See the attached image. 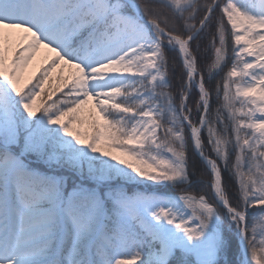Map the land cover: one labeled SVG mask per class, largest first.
Returning <instances> with one entry per match:
<instances>
[{
    "label": "snow or ice",
    "instance_id": "obj_1",
    "mask_svg": "<svg viewBox=\"0 0 264 264\" xmlns=\"http://www.w3.org/2000/svg\"><path fill=\"white\" fill-rule=\"evenodd\" d=\"M0 264H264V0H0Z\"/></svg>",
    "mask_w": 264,
    "mask_h": 264
},
{
    "label": "rangeland",
    "instance_id": "obj_2",
    "mask_svg": "<svg viewBox=\"0 0 264 264\" xmlns=\"http://www.w3.org/2000/svg\"><path fill=\"white\" fill-rule=\"evenodd\" d=\"M45 55V52L44 51H42L41 53H40V55L38 56V58H37V62H39L41 59H42V57ZM34 70V67H30L29 69H28V72L26 73L27 75H30L31 74V72ZM59 71V70H58ZM65 75H68V70L66 69L65 70Z\"/></svg>",
    "mask_w": 264,
    "mask_h": 264
},
{
    "label": "trees",
    "instance_id": "obj_3",
    "mask_svg": "<svg viewBox=\"0 0 264 264\" xmlns=\"http://www.w3.org/2000/svg\"><path fill=\"white\" fill-rule=\"evenodd\" d=\"M26 76H27V74H26ZM217 79H219V78H217ZM195 98H196V97L193 96V97H192V100H195ZM192 100H190V103L192 102ZM85 116H87V112H85ZM190 154H191V153H190Z\"/></svg>",
    "mask_w": 264,
    "mask_h": 264
}]
</instances>
